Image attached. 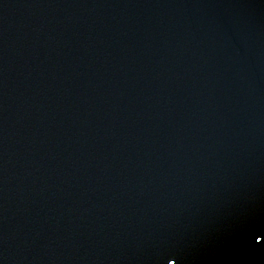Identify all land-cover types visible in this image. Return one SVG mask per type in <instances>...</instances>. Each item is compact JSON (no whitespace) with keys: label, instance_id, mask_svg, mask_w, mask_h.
Returning <instances> with one entry per match:
<instances>
[{"label":"water","instance_id":"95a60500","mask_svg":"<svg viewBox=\"0 0 264 264\" xmlns=\"http://www.w3.org/2000/svg\"><path fill=\"white\" fill-rule=\"evenodd\" d=\"M219 264H264V0H249L239 123Z\"/></svg>","mask_w":264,"mask_h":264}]
</instances>
